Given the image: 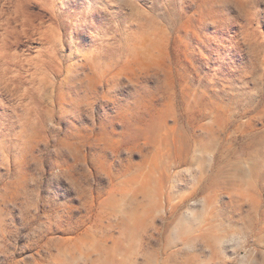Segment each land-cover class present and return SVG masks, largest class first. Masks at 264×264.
Listing matches in <instances>:
<instances>
[{
  "label": "rangeland",
  "instance_id": "obj_1",
  "mask_svg": "<svg viewBox=\"0 0 264 264\" xmlns=\"http://www.w3.org/2000/svg\"><path fill=\"white\" fill-rule=\"evenodd\" d=\"M0 264H264V0H0Z\"/></svg>",
  "mask_w": 264,
  "mask_h": 264
}]
</instances>
